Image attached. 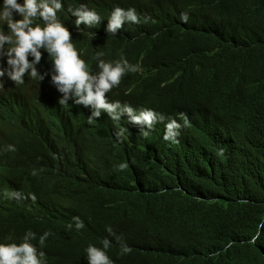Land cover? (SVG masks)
<instances>
[{"label": "trees", "instance_id": "trees-1", "mask_svg": "<svg viewBox=\"0 0 264 264\" xmlns=\"http://www.w3.org/2000/svg\"><path fill=\"white\" fill-rule=\"evenodd\" d=\"M61 2L67 26L69 8L82 4L101 16L98 26L115 7L136 10L139 24L73 43L93 73L98 52L138 65L106 97L165 119L151 129L129 122L119 136L108 125L73 131L78 140L40 139L7 112L0 243L19 244L31 230L44 264H88L86 248L103 249L104 239L114 264H264V0ZM182 114L188 126L165 140L166 123L183 125ZM122 244L131 252L121 255Z\"/></svg>", "mask_w": 264, "mask_h": 264}, {"label": "clouds", "instance_id": "clouds-1", "mask_svg": "<svg viewBox=\"0 0 264 264\" xmlns=\"http://www.w3.org/2000/svg\"><path fill=\"white\" fill-rule=\"evenodd\" d=\"M62 8L61 0H0V122L10 112L17 117L21 128L34 137L49 139L61 132L69 140L79 139L72 138L73 131L78 129L95 130L109 125L119 136L123 130L118 128L127 129L129 122L147 129L163 122L165 117L151 109L137 113L130 105L106 97V93L119 86L126 73L137 72L138 65H130L125 58L106 62L101 59L104 53L98 52L95 59L99 71L93 73L73 43L75 34L93 38L103 27L104 32L115 35L125 23L139 24L136 10L115 7L108 24L98 26L101 16L82 4L76 9L69 8L73 19L67 26L59 16ZM182 19L186 22L187 15H182ZM48 57L52 63L41 65ZM182 119L183 125L176 119L166 123L165 140L176 142L179 130L189 124L183 114ZM141 133L144 137L149 135L143 128ZM9 150L15 148L9 146ZM127 166L122 163L118 167L123 170ZM75 219L76 227L82 228L79 217ZM107 231L111 234V227ZM49 235L51 232H45L39 237L41 246ZM35 239L37 234L28 230L19 244L0 243V264H44L45 253L31 243ZM102 244L103 249L111 246L108 239ZM103 249L89 245L88 264H114ZM130 252V247L121 245V255Z\"/></svg>", "mask_w": 264, "mask_h": 264}]
</instances>
